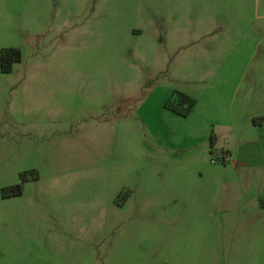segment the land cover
<instances>
[{
  "label": "rangeland",
  "instance_id": "374dc122",
  "mask_svg": "<svg viewBox=\"0 0 264 264\" xmlns=\"http://www.w3.org/2000/svg\"><path fill=\"white\" fill-rule=\"evenodd\" d=\"M54 2L0 0V53L21 52L0 71V264H264L256 219L205 198L178 136L198 120L164 108L218 90L204 66L229 53L264 63V0H63L59 27Z\"/></svg>",
  "mask_w": 264,
  "mask_h": 264
},
{
  "label": "crops",
  "instance_id": "0c3cea01",
  "mask_svg": "<svg viewBox=\"0 0 264 264\" xmlns=\"http://www.w3.org/2000/svg\"><path fill=\"white\" fill-rule=\"evenodd\" d=\"M53 5L55 19H52V25H66L63 0H55ZM65 40L67 46L69 37ZM154 57L152 68L158 71L165 60L159 53H154ZM208 57L209 62H214L213 55ZM256 57L243 48L222 57L220 64L204 66V71L215 72L209 84L218 85V90H211L204 99L195 100L196 106L187 117L176 116L198 120V127L178 136L190 143L187 151L197 154L192 161L189 160L190 165L204 169L201 175L206 178L205 198L211 201L212 209L227 216L246 214L249 225L250 220L256 219L257 226L264 228V208L261 207L264 202V90L259 91L264 83V63L263 59ZM49 88L52 94L46 99L48 111L61 117L67 87L61 83ZM133 97L126 95L124 98L132 100ZM211 139L214 143L212 149ZM245 221L230 218L226 225L239 226Z\"/></svg>",
  "mask_w": 264,
  "mask_h": 264
},
{
  "label": "trees",
  "instance_id": "16d2710c",
  "mask_svg": "<svg viewBox=\"0 0 264 264\" xmlns=\"http://www.w3.org/2000/svg\"><path fill=\"white\" fill-rule=\"evenodd\" d=\"M21 62V52L17 49H5L0 53V71L2 74H10L13 70V66ZM196 101L189 96L174 92L165 104V109L171 113L187 117L188 114L195 108ZM214 143L211 139V149ZM4 197L9 198L13 196H19L22 193V187L16 186L15 188H6L3 190ZM261 207L264 208V202H261Z\"/></svg>",
  "mask_w": 264,
  "mask_h": 264
},
{
  "label": "built area",
  "instance_id": "2783aa9c",
  "mask_svg": "<svg viewBox=\"0 0 264 264\" xmlns=\"http://www.w3.org/2000/svg\"><path fill=\"white\" fill-rule=\"evenodd\" d=\"M213 164H215L216 162L215 161H212Z\"/></svg>",
  "mask_w": 264,
  "mask_h": 264
}]
</instances>
